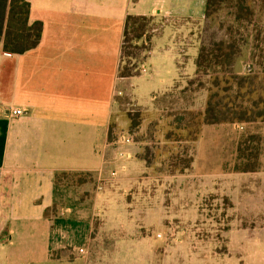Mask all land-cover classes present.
I'll return each instance as SVG.
<instances>
[{
  "label": "crops",
  "instance_id": "crops-1",
  "mask_svg": "<svg viewBox=\"0 0 264 264\" xmlns=\"http://www.w3.org/2000/svg\"><path fill=\"white\" fill-rule=\"evenodd\" d=\"M28 1L30 22L43 24L40 43L24 53L0 52V264H91V246L113 252L118 244L111 237L102 246L92 237L93 222L83 207L88 197L74 199L58 180L81 173L99 180L115 165L110 131L126 111L136 76H120L127 17L161 21L152 46L164 42L165 33L176 45L184 39L182 21L205 20L207 0ZM163 52L168 71L174 72L176 58L179 70L177 50L169 43ZM150 56L153 77L157 54ZM118 89L123 96H115ZM12 108L24 113L14 116ZM239 177L241 218L264 219V171L240 170ZM93 197L101 199L102 192ZM263 235L245 228L233 240L236 258L214 255L204 264H264Z\"/></svg>",
  "mask_w": 264,
  "mask_h": 264
},
{
  "label": "rangeland",
  "instance_id": "rangeland-1",
  "mask_svg": "<svg viewBox=\"0 0 264 264\" xmlns=\"http://www.w3.org/2000/svg\"><path fill=\"white\" fill-rule=\"evenodd\" d=\"M237 3L254 15L237 21ZM241 12L247 15L246 10ZM181 23L184 53L181 43L168 41L165 33L164 42L153 46L157 54L153 66L159 71L152 77L134 70L129 86L132 99L126 97V111L111 128L112 138L119 131L133 134L135 143L128 147L132 157L115 160L99 180L90 173L59 175L58 181L70 187L74 199L88 197L83 207L93 222L92 237L101 240L102 246L111 237L112 245L118 244L113 252L102 251L98 243L91 246V264H204L214 255L221 261L237 257L231 247L245 228L264 232V219L241 218L238 206L240 170L264 171V120L202 124L211 75L195 74L201 47L236 40L239 55L233 64L223 66L254 76V84L262 88L254 98H264V0H228L211 18ZM160 25L161 21L153 20L148 30ZM156 29L151 34L158 33ZM169 43L177 50L180 73L177 58L171 73L162 55ZM147 54L140 51L138 61L147 60L152 73ZM128 60L122 57V66ZM181 74L187 78L180 79ZM100 183L102 189H98ZM94 191L102 192V198L94 199ZM258 239L264 241V235ZM148 240L150 250L145 247ZM77 243L83 245L82 240Z\"/></svg>",
  "mask_w": 264,
  "mask_h": 264
},
{
  "label": "trees",
  "instance_id": "trees-1",
  "mask_svg": "<svg viewBox=\"0 0 264 264\" xmlns=\"http://www.w3.org/2000/svg\"><path fill=\"white\" fill-rule=\"evenodd\" d=\"M227 1L207 0L206 16L211 18L217 7H221ZM235 9L240 12L236 14L237 21L254 15L252 10L244 8L239 3L235 5ZM243 10H246L247 15L241 12ZM152 22L153 18L148 16L127 17L122 57L126 56L129 60L125 66L121 65L120 76H134V70L140 64L138 61L140 51L153 50L151 31L157 27L152 26L149 31ZM42 30V22H30L28 0H0V43L4 51L24 53L36 47L40 43ZM141 40L143 43L139 44ZM236 43V40L223 39L214 43L211 48L204 46L200 49L196 60V76L211 75L207 87L209 97L202 124L252 122L260 118L264 120V98L263 96L254 98L256 92L262 89L254 84L255 77L250 74L240 75L223 66L233 64L235 57L239 55L240 50L236 48ZM200 86L206 88L203 82Z\"/></svg>",
  "mask_w": 264,
  "mask_h": 264
},
{
  "label": "built area",
  "instance_id": "built-area-1",
  "mask_svg": "<svg viewBox=\"0 0 264 264\" xmlns=\"http://www.w3.org/2000/svg\"><path fill=\"white\" fill-rule=\"evenodd\" d=\"M152 53V50L148 52V56ZM121 67V66H120ZM139 72L141 75H149L151 73L149 64L147 63V60H143L140 62L139 66ZM124 92L122 90H116L115 96H123ZM129 98L132 99V94H129ZM11 114L14 116H21L24 113V110L22 108H12L10 110ZM111 135L114 134V129L110 131ZM115 137H110V145L112 149L114 150V158L113 160L118 159H130L132 157V152L128 147L133 145L135 143V138L133 134L126 131H119L115 132ZM117 172L113 171L112 174L115 175ZM103 185L100 183L98 185V189H102ZM80 253H85L86 250L84 248L79 249Z\"/></svg>",
  "mask_w": 264,
  "mask_h": 264
}]
</instances>
